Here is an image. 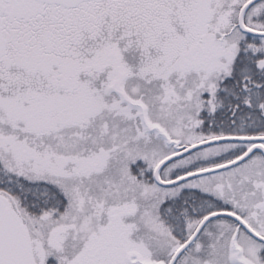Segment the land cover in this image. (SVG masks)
<instances>
[{
    "label": "snow or ice",
    "instance_id": "1",
    "mask_svg": "<svg viewBox=\"0 0 264 264\" xmlns=\"http://www.w3.org/2000/svg\"><path fill=\"white\" fill-rule=\"evenodd\" d=\"M0 264H264V0H0Z\"/></svg>",
    "mask_w": 264,
    "mask_h": 264
}]
</instances>
